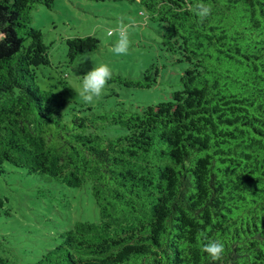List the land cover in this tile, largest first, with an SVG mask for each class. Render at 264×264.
I'll return each mask as SVG.
<instances>
[{
  "label": "trees",
  "instance_id": "1",
  "mask_svg": "<svg viewBox=\"0 0 264 264\" xmlns=\"http://www.w3.org/2000/svg\"><path fill=\"white\" fill-rule=\"evenodd\" d=\"M54 1L0 0V173L10 163L89 183L99 219L76 220L29 264H264V0H203L202 23L189 0H129L189 63L180 89L141 110L70 113L62 92L38 81L50 58L32 9ZM66 43L72 63L100 40ZM119 80L157 82L150 69ZM204 237L224 242L222 261L202 250Z\"/></svg>",
  "mask_w": 264,
  "mask_h": 264
},
{
  "label": "rangeland",
  "instance_id": "2",
  "mask_svg": "<svg viewBox=\"0 0 264 264\" xmlns=\"http://www.w3.org/2000/svg\"><path fill=\"white\" fill-rule=\"evenodd\" d=\"M119 18H132L137 23L130 29L131 46L127 55L110 51L118 37L107 36L105 28ZM32 26L42 31L48 44L50 64L40 67L38 81L62 92L67 99L64 112L72 106H91L106 111L123 105L141 110L148 104L172 98L180 89V77L189 63L178 61L179 53L163 43V24L149 17L139 1L129 0H55L52 7L37 4L32 9ZM75 35H93L99 40L96 49L68 61L66 40ZM108 63L113 75L102 96L87 104L79 95L83 75L95 64ZM150 69L157 79L151 87H128L119 77L141 79ZM157 73V74H156ZM83 105V106H82ZM121 131L111 128L113 134ZM0 264H29L47 248L59 241V234L76 220L96 221L99 209L90 184L68 186L55 179L46 180L28 173L25 168L6 164L0 173Z\"/></svg>",
  "mask_w": 264,
  "mask_h": 264
},
{
  "label": "clouds",
  "instance_id": "3",
  "mask_svg": "<svg viewBox=\"0 0 264 264\" xmlns=\"http://www.w3.org/2000/svg\"><path fill=\"white\" fill-rule=\"evenodd\" d=\"M188 10L193 11L202 23L210 14L211 6L203 3V0H189ZM137 22L132 18H119L118 23L114 26L105 28L107 36L116 35L118 39L114 42L110 51L117 56L127 55L131 46L130 29ZM7 38V33L0 31V41ZM113 72L108 63H94V67L83 75L82 86L78 89L79 95L83 102L93 104L100 98L112 78ZM205 243L202 250L207 253L212 260L222 261L225 244L221 239H209L204 237Z\"/></svg>",
  "mask_w": 264,
  "mask_h": 264
}]
</instances>
